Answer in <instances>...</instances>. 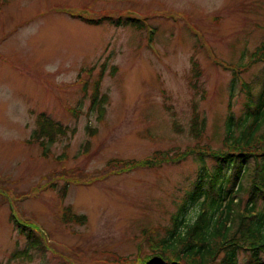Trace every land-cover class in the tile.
<instances>
[{
	"label": "rangeland",
	"instance_id": "obj_1",
	"mask_svg": "<svg viewBox=\"0 0 264 264\" xmlns=\"http://www.w3.org/2000/svg\"><path fill=\"white\" fill-rule=\"evenodd\" d=\"M128 15L146 18L145 28L107 21ZM263 42L264 0H0V264L147 255V237L157 242L173 226L199 164L109 165L194 148L195 115L200 145L223 149L228 117L245 120L264 84V63L237 77L229 68L247 66ZM40 113L67 129L47 157L27 142ZM199 203L183 214L189 223ZM69 211L86 222H67ZM12 213L40 228L46 252L29 256Z\"/></svg>",
	"mask_w": 264,
	"mask_h": 264
},
{
	"label": "trees",
	"instance_id": "obj_2",
	"mask_svg": "<svg viewBox=\"0 0 264 264\" xmlns=\"http://www.w3.org/2000/svg\"><path fill=\"white\" fill-rule=\"evenodd\" d=\"M76 18L91 25H98L103 20L82 15H76ZM107 21L139 30L144 28L139 20L129 16L116 20L107 17ZM252 57L242 69L234 66L226 68L231 69L237 77L253 64L264 63V42ZM100 81L96 83L93 103L99 104L103 115L108 96L103 95L99 99ZM247 87L251 95L252 88L249 85ZM249 107L252 111L248 112L245 120L235 123L232 116L228 117L223 149L212 150L200 145L204 122H199V115H195L192 131L197 145L194 148L174 156L158 153L151 159L123 160L109 165L121 172H131L142 167H161L165 163L180 162L188 156L195 157L199 164L196 181L173 216V226L165 228L166 235L157 242L147 237L150 243L147 255L135 259L119 257L113 264H240L241 253L247 257L244 264H264V84L257 100ZM66 131V127L45 113H40L32 140L27 142L39 143L43 155L47 157L49 146L56 143ZM206 158L214 161L213 170L206 165ZM243 193L248 195L245 201L240 197ZM198 202L196 208H201V211L189 223L183 214ZM64 219L78 224L87 220L86 216L71 214L70 211ZM10 220L26 236L28 254L30 251L46 252V238L35 225L22 224L13 213Z\"/></svg>",
	"mask_w": 264,
	"mask_h": 264
}]
</instances>
